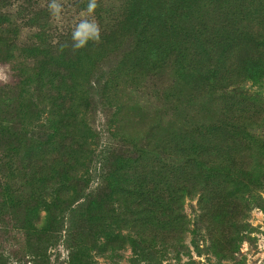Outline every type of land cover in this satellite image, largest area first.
<instances>
[{"label": "trees", "instance_id": "obj_1", "mask_svg": "<svg viewBox=\"0 0 264 264\" xmlns=\"http://www.w3.org/2000/svg\"><path fill=\"white\" fill-rule=\"evenodd\" d=\"M14 1L0 0V62L18 78L0 83V238L22 235L24 264H49L60 242L67 264L128 247L133 264L236 260L264 211V0H95L100 39L80 49L50 7ZM139 80L164 83L171 112L102 141L99 108L115 107L118 136L133 115L119 92Z\"/></svg>", "mask_w": 264, "mask_h": 264}, {"label": "rangeland", "instance_id": "obj_2", "mask_svg": "<svg viewBox=\"0 0 264 264\" xmlns=\"http://www.w3.org/2000/svg\"><path fill=\"white\" fill-rule=\"evenodd\" d=\"M38 4L42 6H48L53 2V0H36ZM76 0H55L61 7V12L57 18L55 15L51 17L50 25L52 29L58 28V31H64L67 28L76 29L77 25L82 21H89L99 25L97 15H95L96 10L94 9L91 13L88 12V9H82L76 7L74 4ZM15 3L17 2L14 1ZM106 7H111L116 0H105ZM105 17H109L108 12L103 11ZM32 29L29 27H23L21 29L20 42L21 45L26 39L31 35ZM6 63L0 62V83H14L17 81L16 71L12 69V63L5 65ZM168 75L166 76V78ZM144 80H139L130 84L129 89L121 90L119 92L120 98L123 102L122 115L126 114V121L132 115V122L129 127L125 125V128L118 136L114 134H109L108 130L114 132L117 128V118L118 114L113 105H108L106 107L99 108L97 115L95 116V123L91 124L93 130H99L102 141L120 140L122 141L123 134L137 135L141 132L142 129L138 128V120H140L141 114H157L160 112H165L166 114L171 112L173 103L166 105L164 95H160L162 85L164 83L158 82L155 90L156 93L152 92L150 89L146 88V84L143 83ZM166 82V81H164ZM151 87L150 83H148ZM251 90H255L256 87L251 85L249 82L246 86ZM114 112V114H113ZM92 122V121H91ZM143 122V121H141ZM137 127H136V126ZM142 125V124H141ZM255 126L251 127L253 130ZM260 133V132H259ZM94 147L95 145L92 144ZM95 177L93 176L91 182L94 183ZM195 208H197V200L187 199L185 203V210L188 217L193 218L195 216ZM45 212H42L44 215ZM248 221L254 226L255 230L252 233V240L246 241L241 248V251L237 254L236 260H223L219 262L218 259L213 255H203L198 256L194 253L193 258L185 254H181L180 260L175 257H170L166 264H264V211L260 208H255L251 211ZM7 234V233H4ZM22 235L17 233L13 236L4 235L0 238V255L4 258H9L7 264H24L27 262V258L24 257V247H23V238ZM187 245L191 246V233L188 232L186 235ZM2 246V249H1ZM12 250L16 252L19 258L12 257ZM51 255V262L49 264H67L68 250L65 245L60 242L59 245L53 247L49 250ZM12 254V255H11ZM14 256V255H13ZM132 256V250L130 247L120 251V256L115 257V259H110L108 257H98L100 264H133L130 261ZM27 264H32L31 262Z\"/></svg>", "mask_w": 264, "mask_h": 264}, {"label": "clouds", "instance_id": "obj_3", "mask_svg": "<svg viewBox=\"0 0 264 264\" xmlns=\"http://www.w3.org/2000/svg\"><path fill=\"white\" fill-rule=\"evenodd\" d=\"M96 6L97 5L95 0H90L88 4V12L91 13L96 8ZM49 7L52 11V14L58 18L61 12L60 5L56 3L55 0H53ZM72 39L74 41V48H83L90 40L99 41L100 29L95 23L86 20L82 21L77 25L76 29L73 31Z\"/></svg>", "mask_w": 264, "mask_h": 264}]
</instances>
